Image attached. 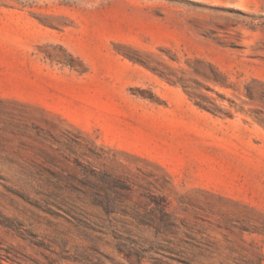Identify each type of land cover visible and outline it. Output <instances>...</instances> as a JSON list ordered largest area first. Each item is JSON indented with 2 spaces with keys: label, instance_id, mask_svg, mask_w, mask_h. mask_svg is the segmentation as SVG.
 <instances>
[{
  "label": "rangeland",
  "instance_id": "374dc122",
  "mask_svg": "<svg viewBox=\"0 0 264 264\" xmlns=\"http://www.w3.org/2000/svg\"><path fill=\"white\" fill-rule=\"evenodd\" d=\"M0 264H264V0H0Z\"/></svg>",
  "mask_w": 264,
  "mask_h": 264
}]
</instances>
